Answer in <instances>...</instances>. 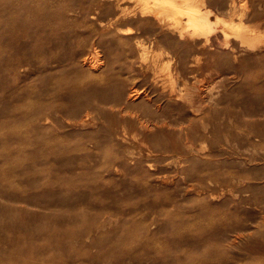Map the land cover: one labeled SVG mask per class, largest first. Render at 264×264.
Returning a JSON list of instances; mask_svg holds the SVG:
<instances>
[{
    "label": "rangeland",
    "instance_id": "rangeland-1",
    "mask_svg": "<svg viewBox=\"0 0 264 264\" xmlns=\"http://www.w3.org/2000/svg\"><path fill=\"white\" fill-rule=\"evenodd\" d=\"M191 1L0 0V264H264V0Z\"/></svg>",
    "mask_w": 264,
    "mask_h": 264
},
{
    "label": "bare ground",
    "instance_id": "bare-ground-1",
    "mask_svg": "<svg viewBox=\"0 0 264 264\" xmlns=\"http://www.w3.org/2000/svg\"><path fill=\"white\" fill-rule=\"evenodd\" d=\"M143 1H144L142 6L143 14L146 15L155 14L154 16L160 19H165L169 15L170 16L172 15L174 20L176 19L174 21L175 23H178L177 22L178 19L181 21L180 18L182 16H186L187 20L186 23H184L185 25L182 27L181 25L182 23H181L180 24L181 27L179 28V33L181 37H184L186 34H190L192 37H200L205 32L209 31L212 27V22L214 18L212 13L210 11L203 12L202 10L197 8L195 4L193 5L191 0H151V1L143 0ZM240 7H241L240 4L238 6L235 3V0H232V4L229 8L230 12L228 18L223 20L225 25V30L228 35L233 36L234 38L238 39L240 42L247 44L248 46H254L259 36L257 34V31L253 29H248L243 26L244 15ZM127 29L131 30L130 28ZM5 226L6 225L4 222L0 223V231H1L0 234L7 235V232L5 231V229H3Z\"/></svg>",
    "mask_w": 264,
    "mask_h": 264
}]
</instances>
